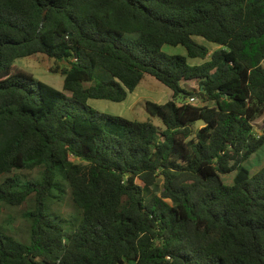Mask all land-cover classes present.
<instances>
[{
  "label": "trees",
  "instance_id": "1",
  "mask_svg": "<svg viewBox=\"0 0 264 264\" xmlns=\"http://www.w3.org/2000/svg\"><path fill=\"white\" fill-rule=\"evenodd\" d=\"M34 55L67 64L63 91L13 72ZM143 74L172 92L144 102L161 128L88 106ZM261 117L264 0H0V205L28 222L0 264H264ZM65 195L68 230L46 210Z\"/></svg>",
  "mask_w": 264,
  "mask_h": 264
},
{
  "label": "rangeland",
  "instance_id": "2",
  "mask_svg": "<svg viewBox=\"0 0 264 264\" xmlns=\"http://www.w3.org/2000/svg\"><path fill=\"white\" fill-rule=\"evenodd\" d=\"M198 41H202L200 38H196ZM203 42V41H202ZM211 50L215 49L216 46H208ZM162 52L168 55H184L185 49L183 47H171L168 45H164L162 47ZM190 63H199L200 60H192L188 59ZM56 66L66 67V63H62L61 61H57L53 58H47L44 56L34 55L26 58H19L13 62L12 68L13 72L23 71L25 73L30 74L35 81L43 82L58 91H63V76L59 72H54L51 69ZM197 87L196 84H191ZM163 94L167 95V98L170 99V95L172 92L163 86L159 81L154 79L152 76L148 74H143L142 79L137 88H135L131 93H129L126 99L122 102H109L106 100H88L87 104L92 109L102 112L115 117H122L130 120H136L139 122L150 121L157 128H161V122L157 117H151L144 109V102L153 101V102H164L166 100V96L162 99L161 96ZM169 95V96H168ZM160 97V98H159ZM159 100V101H158ZM197 106L205 105L208 107L213 106L212 102L202 103L198 100L196 102ZM262 120L263 117L256 119L253 123V132L258 133L260 136H264L262 130ZM202 124L197 121L193 125L194 129H197ZM264 165V146L257 151L255 154L250 156V158L245 162V166L249 169L250 174H255L258 172L261 167ZM233 174H226L222 176V181L226 185H230L232 183ZM56 194V191H53V195ZM67 195L62 202H52V199L46 203V210L48 215L52 217H57L60 215V219L63 220V225L66 230L69 229L67 223L74 220L73 214L75 209L72 207L69 200L66 199ZM55 214H53L52 212ZM70 213V214H68ZM28 226V222L24 215H22V209L19 207H9L0 205V228L5 229V231L12 234L15 239H19L22 242H27V235L25 230ZM71 226V222L69 223Z\"/></svg>",
  "mask_w": 264,
  "mask_h": 264
},
{
  "label": "crops",
  "instance_id": "3",
  "mask_svg": "<svg viewBox=\"0 0 264 264\" xmlns=\"http://www.w3.org/2000/svg\"><path fill=\"white\" fill-rule=\"evenodd\" d=\"M184 55H185V54H184ZM193 61H194V60H193ZM193 63H194V62H193ZM189 86L192 87V86H194V85L189 84ZM137 87H138V86H137ZM137 87H136V88H137ZM165 96H166V100H165V101L169 100V98H167V95H166V94H163V95L161 96V98H160V97H159V98L162 99V98L165 97ZM168 96H169V95H168ZM169 97L171 98V95H170ZM147 101H148V100H147ZM158 101H159V100H158ZM165 101H164V102H165ZM178 101H180V100L178 99ZM151 102H153V101H151ZM159 102H160V103H164V102H161V101H159ZM185 102H188V99H186ZM155 103H158V102H155ZM143 107H144V106H143ZM128 120H130V119H128ZM201 124H202V123H201ZM201 126H202V125H201ZM201 126H200V127H201Z\"/></svg>",
  "mask_w": 264,
  "mask_h": 264
},
{
  "label": "built area",
  "instance_id": "4",
  "mask_svg": "<svg viewBox=\"0 0 264 264\" xmlns=\"http://www.w3.org/2000/svg\"><path fill=\"white\" fill-rule=\"evenodd\" d=\"M195 101H196L195 98H189L187 103H189V104H193V103H195ZM254 134H255V137H256V138H259V137H260V135H259L258 133H255V132H254Z\"/></svg>",
  "mask_w": 264,
  "mask_h": 264
},
{
  "label": "water",
  "instance_id": "5",
  "mask_svg": "<svg viewBox=\"0 0 264 264\" xmlns=\"http://www.w3.org/2000/svg\"><path fill=\"white\" fill-rule=\"evenodd\" d=\"M44 15H45V13L43 12L42 13V19H41L42 22L44 21Z\"/></svg>",
  "mask_w": 264,
  "mask_h": 264
}]
</instances>
